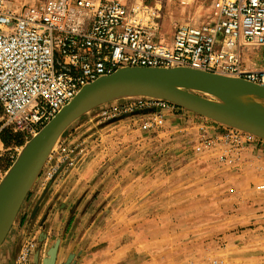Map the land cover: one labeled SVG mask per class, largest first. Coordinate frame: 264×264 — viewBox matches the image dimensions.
Listing matches in <instances>:
<instances>
[{
  "label": "rangeland",
  "instance_id": "obj_1",
  "mask_svg": "<svg viewBox=\"0 0 264 264\" xmlns=\"http://www.w3.org/2000/svg\"><path fill=\"white\" fill-rule=\"evenodd\" d=\"M42 1L7 0V5L19 10ZM213 1L194 0L188 7L179 0L145 3L153 12L163 13L160 30L168 42L175 22L206 16ZM136 98L109 100L71 124L61 139V143L66 140L64 147L60 148L61 143L54 147L52 162L45 163L31 189L33 194H44L38 190L44 170L61 156L92 173L95 190L71 194L78 211L68 226L74 233L66 263L71 264L77 254L90 264H207L216 257L229 264H264V192L254 189L257 173L238 175L219 165L210 150L196 149L202 121L226 126L182 107L165 128L152 131L139 128L140 119L150 110L110 118L103 114L115 104L126 105ZM14 134L24 143L7 147L0 139V181L28 141ZM53 180L55 176L49 183ZM109 181L111 191L104 190ZM120 184L130 185L129 189L121 192ZM28 236L15 245L17 253ZM36 242L32 263L52 260L49 251L55 242L48 248L38 236ZM38 245L45 247L44 254ZM58 260L57 251L54 264Z\"/></svg>",
  "mask_w": 264,
  "mask_h": 264
},
{
  "label": "built area",
  "instance_id": "obj_2",
  "mask_svg": "<svg viewBox=\"0 0 264 264\" xmlns=\"http://www.w3.org/2000/svg\"><path fill=\"white\" fill-rule=\"evenodd\" d=\"M158 11L145 0H43L19 10L0 0V132L8 129L29 140L83 86L123 67H188L264 86V0H214L206 16L175 22L169 43ZM137 110L151 111L139 128L152 131L165 128L182 108L137 97L103 114L110 118ZM199 129L198 152L210 150L219 165L235 173L254 171L259 178L254 189L264 192V139L205 121ZM62 166L71 168L73 162L59 157L44 170L42 184ZM36 237L23 241L13 264H33ZM207 264L229 263L216 257Z\"/></svg>",
  "mask_w": 264,
  "mask_h": 264
},
{
  "label": "water",
  "instance_id": "obj_3",
  "mask_svg": "<svg viewBox=\"0 0 264 264\" xmlns=\"http://www.w3.org/2000/svg\"><path fill=\"white\" fill-rule=\"evenodd\" d=\"M239 91L264 98V86L260 84L188 67H123L83 86L51 121L24 144L1 179L0 248L54 147L61 142L69 126L86 112L113 99L154 97L264 139V110L246 109L232 97ZM63 169L64 166L57 175ZM59 244L60 239L49 251L52 260L45 259V264H54Z\"/></svg>",
  "mask_w": 264,
  "mask_h": 264
},
{
  "label": "crops",
  "instance_id": "obj_4",
  "mask_svg": "<svg viewBox=\"0 0 264 264\" xmlns=\"http://www.w3.org/2000/svg\"><path fill=\"white\" fill-rule=\"evenodd\" d=\"M65 142L66 140L64 139L63 143ZM1 144H3L2 141ZM86 175L90 177L86 179ZM91 176L92 173L89 172V168H78L73 166L61 170L51 183L48 182L45 185L41 183L38 190L44 191V194L42 193L39 196L38 192L33 194L34 190H30L22 210L18 214L17 220L12 226L6 241L0 248V264H13V261L10 260L13 251L16 252L15 255L17 254L15 245L21 240L22 236L26 234H35L41 240H45L46 243H41V245H45L46 248H48L51 243L60 239L58 249L59 260L56 264H67L66 259L69 254H72V247L69 246V240H72L71 238L74 233L73 229H68V226L70 223H73V212L75 210L78 211L75 198L72 197L71 194L73 191L84 189L94 191L97 185L96 183L91 185ZM108 185H111L110 181L104 183V190L111 191L112 188L110 186L108 187ZM129 186L130 185L123 186V184H120L121 192L124 191V188L129 189ZM155 198L157 197L155 196ZM41 245H38L39 248H41L40 253L44 254L45 247H40ZM75 255L71 264L91 263L84 256L78 258L77 254Z\"/></svg>",
  "mask_w": 264,
  "mask_h": 264
},
{
  "label": "bare ground",
  "instance_id": "obj_5",
  "mask_svg": "<svg viewBox=\"0 0 264 264\" xmlns=\"http://www.w3.org/2000/svg\"><path fill=\"white\" fill-rule=\"evenodd\" d=\"M171 1V0H170ZM194 0H191L190 3H184L185 0H179L181 5L188 7L193 3ZM263 86V85H262ZM236 101L240 102L246 109H260L264 110V98L245 92L239 91L232 96Z\"/></svg>",
  "mask_w": 264,
  "mask_h": 264
},
{
  "label": "trees",
  "instance_id": "obj_6",
  "mask_svg": "<svg viewBox=\"0 0 264 264\" xmlns=\"http://www.w3.org/2000/svg\"><path fill=\"white\" fill-rule=\"evenodd\" d=\"M0 113H2V110L0 109ZM0 139L5 144V146H15V145H23L24 140L17 134H14L8 129H3L0 132Z\"/></svg>",
  "mask_w": 264,
  "mask_h": 264
}]
</instances>
